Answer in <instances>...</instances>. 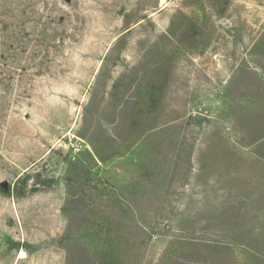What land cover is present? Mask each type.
Here are the masks:
<instances>
[{"label":"rangeland","instance_id":"1","mask_svg":"<svg viewBox=\"0 0 264 264\" xmlns=\"http://www.w3.org/2000/svg\"><path fill=\"white\" fill-rule=\"evenodd\" d=\"M26 172L56 184L0 192V264H264V0H0Z\"/></svg>","mask_w":264,"mask_h":264},{"label":"trees","instance_id":"2","mask_svg":"<svg viewBox=\"0 0 264 264\" xmlns=\"http://www.w3.org/2000/svg\"><path fill=\"white\" fill-rule=\"evenodd\" d=\"M31 179L33 180L32 183L33 185L27 189L28 181ZM37 184L41 185L43 188H50L56 184V179L41 178L40 172H35V173L26 172L21 178H19L15 182L14 186L11 187V185L9 184L7 190L0 189V192L4 195L13 194L15 196H23L26 192L37 191L38 189H36L35 187ZM7 244H8L7 245L8 248L16 249L21 247L20 243L18 242L8 241Z\"/></svg>","mask_w":264,"mask_h":264},{"label":"water","instance_id":"3","mask_svg":"<svg viewBox=\"0 0 264 264\" xmlns=\"http://www.w3.org/2000/svg\"><path fill=\"white\" fill-rule=\"evenodd\" d=\"M9 186V183L7 181L0 182V188L3 190H7Z\"/></svg>","mask_w":264,"mask_h":264}]
</instances>
